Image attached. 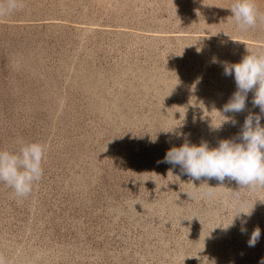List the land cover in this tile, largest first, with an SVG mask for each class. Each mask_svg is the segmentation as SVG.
<instances>
[{"label":"rangeland","instance_id":"obj_1","mask_svg":"<svg viewBox=\"0 0 264 264\" xmlns=\"http://www.w3.org/2000/svg\"><path fill=\"white\" fill-rule=\"evenodd\" d=\"M231 4L0 0V150L45 149L27 198L0 183V264H264V186L163 162L260 112L254 92L235 125L217 111L237 90L224 62L264 54V0L248 30Z\"/></svg>","mask_w":264,"mask_h":264},{"label":"clouds","instance_id":"obj_2","mask_svg":"<svg viewBox=\"0 0 264 264\" xmlns=\"http://www.w3.org/2000/svg\"><path fill=\"white\" fill-rule=\"evenodd\" d=\"M230 10L241 30L256 25L258 11L254 0H232ZM248 53L239 63L224 62L225 75H234L237 90L222 111L217 110L225 118L223 124L235 125L237 122L226 114L243 112L248 94L254 92L252 104L260 112H250L245 118L237 137L240 142L225 139L217 147H210L206 141L199 145L185 142L168 150L164 157V163L179 165L182 174L192 181L215 179L222 184L228 179L241 188L264 186V54ZM44 156V146L38 142L23 144L18 152L0 150V183L10 187L17 198H27L43 177ZM241 214L250 215L242 211L235 218ZM246 223L242 220V225ZM245 230L241 228L242 232ZM260 235L257 228L248 241L250 247L256 245Z\"/></svg>","mask_w":264,"mask_h":264}]
</instances>
